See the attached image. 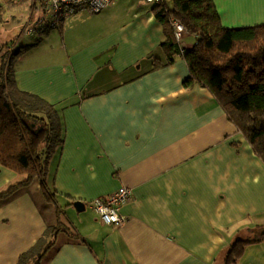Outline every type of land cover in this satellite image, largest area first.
<instances>
[{"label": "crops", "instance_id": "obj_1", "mask_svg": "<svg viewBox=\"0 0 264 264\" xmlns=\"http://www.w3.org/2000/svg\"><path fill=\"white\" fill-rule=\"evenodd\" d=\"M213 1L224 27L264 24V0ZM164 39L146 0L24 34L16 86L54 105L62 144L46 165L54 203L38 181L0 198V264L57 223L66 231L41 264H222L253 238L236 264H264V160L208 88L184 85L182 56L164 64ZM194 43L187 33L181 46ZM19 179L0 165V191ZM122 186L125 220L105 224L90 202Z\"/></svg>", "mask_w": 264, "mask_h": 264}, {"label": "trees", "instance_id": "obj_2", "mask_svg": "<svg viewBox=\"0 0 264 264\" xmlns=\"http://www.w3.org/2000/svg\"><path fill=\"white\" fill-rule=\"evenodd\" d=\"M152 11L163 26L165 39L160 47L164 64L182 56L189 73L184 85L197 83L208 88L255 154L264 160V24L224 27L213 0H172L171 6L163 0L152 5ZM171 18L195 37L191 49L180 46ZM25 48L14 47L10 53L0 54V165L20 177L0 191V198L38 181L45 199L54 203L45 180L46 165L62 144V125L54 105L16 86L13 64ZM63 231L66 228L60 223L47 226L40 238L19 255L17 264H41ZM258 240L236 239L222 264H236L245 245Z\"/></svg>", "mask_w": 264, "mask_h": 264}, {"label": "built area", "instance_id": "obj_3", "mask_svg": "<svg viewBox=\"0 0 264 264\" xmlns=\"http://www.w3.org/2000/svg\"><path fill=\"white\" fill-rule=\"evenodd\" d=\"M162 1L146 0L150 5ZM110 2L111 0H40L39 13L32 20L25 33L31 35L45 29L59 28L67 17L82 10L93 14L100 13ZM171 26L180 44L187 31L180 21L173 18H171ZM130 195L131 190L122 186L105 197L92 199L90 204L105 224L120 225L125 220V217L120 213V209L129 200Z\"/></svg>", "mask_w": 264, "mask_h": 264}, {"label": "rangeland", "instance_id": "obj_4", "mask_svg": "<svg viewBox=\"0 0 264 264\" xmlns=\"http://www.w3.org/2000/svg\"><path fill=\"white\" fill-rule=\"evenodd\" d=\"M167 4L171 6L172 0H167ZM39 5V0H0V47L5 46L1 55L10 53L14 46L23 44L25 30L39 13ZM183 39L180 41L181 45Z\"/></svg>", "mask_w": 264, "mask_h": 264}, {"label": "water", "instance_id": "obj_5", "mask_svg": "<svg viewBox=\"0 0 264 264\" xmlns=\"http://www.w3.org/2000/svg\"><path fill=\"white\" fill-rule=\"evenodd\" d=\"M74 206L78 211H81L84 209V203L80 200H77L74 202Z\"/></svg>", "mask_w": 264, "mask_h": 264}]
</instances>
